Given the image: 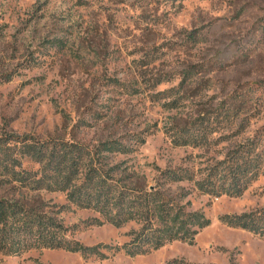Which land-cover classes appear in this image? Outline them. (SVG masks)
I'll return each instance as SVG.
<instances>
[{
    "label": "rangeland",
    "instance_id": "1",
    "mask_svg": "<svg viewBox=\"0 0 264 264\" xmlns=\"http://www.w3.org/2000/svg\"><path fill=\"white\" fill-rule=\"evenodd\" d=\"M132 87L140 92L128 93ZM203 117L215 128L204 146H176L165 132ZM259 132L264 0H0V138L97 144L138 134L145 142L111 161L155 185L161 169L198 171ZM167 187L189 190L191 208L210 224L193 243L131 255L120 247L138 223L98 224L97 212L64 192L31 191L0 176V200L55 223L22 233L17 251H0V264H264V234L220 218L264 207V173L240 196L201 193L186 181Z\"/></svg>",
    "mask_w": 264,
    "mask_h": 264
},
{
    "label": "trees",
    "instance_id": "2",
    "mask_svg": "<svg viewBox=\"0 0 264 264\" xmlns=\"http://www.w3.org/2000/svg\"><path fill=\"white\" fill-rule=\"evenodd\" d=\"M168 80L159 77L157 83ZM183 86L184 82L176 89L181 90ZM131 89L128 90L130 94L140 92L138 87ZM231 111L226 108L221 113ZM212 127L209 119L203 117L189 124H170L165 126V132L176 146L199 147L209 143L208 135L215 129ZM132 135L128 137L129 142L108 138L89 144L57 135L39 139L6 134L0 138V176L31 191L64 192L71 203L97 212L98 224L138 223L139 227L130 232V240L120 247L135 255L173 241L193 243L196 235L210 224L202 210L191 208L187 198L189 190L179 187L172 191L165 185L186 181L193 183L201 193L240 196L264 173V148L261 145L264 133L259 132L257 136L239 142L223 159L211 165L198 171L190 167L164 168L159 172L157 184L148 185L136 180L135 172H127L123 160L111 161V155L130 154L145 142L142 136ZM25 161L38 166L27 167ZM35 216L32 210L0 200V251L13 253L22 244V233L32 234L36 229L43 230L47 225L55 224L52 220L45 223L41 215ZM220 218L231 226L264 234V207L241 214H225ZM9 219L21 223L20 226L10 223L11 228L16 229V234L11 237L6 232Z\"/></svg>",
    "mask_w": 264,
    "mask_h": 264
}]
</instances>
